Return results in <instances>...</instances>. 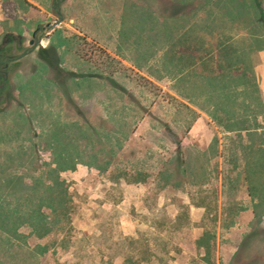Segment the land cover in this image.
Returning a JSON list of instances; mask_svg holds the SVG:
<instances>
[{"label": "rangeland", "instance_id": "1", "mask_svg": "<svg viewBox=\"0 0 264 264\" xmlns=\"http://www.w3.org/2000/svg\"><path fill=\"white\" fill-rule=\"evenodd\" d=\"M178 1L176 23L192 2ZM224 1L240 18L238 38L254 14V39L219 50L217 63L198 45L199 58L176 53L174 73L152 72L160 85L76 24L57 27L44 57L37 49L16 65L0 105V264H264V0ZM0 3L2 53L15 46L6 33L15 15ZM123 3L93 19V33L109 35L116 55L125 45L150 57L152 20ZM56 180L64 185L49 189ZM64 187L68 219L49 235L19 222L16 211Z\"/></svg>", "mask_w": 264, "mask_h": 264}, {"label": "crops", "instance_id": "2", "mask_svg": "<svg viewBox=\"0 0 264 264\" xmlns=\"http://www.w3.org/2000/svg\"><path fill=\"white\" fill-rule=\"evenodd\" d=\"M1 1L2 0H0V2ZM122 1L124 2L123 6L125 5L124 9L130 14V17L139 18L140 16H145L148 20H152V23L150 22L149 38L153 47L150 57L143 54L146 49L142 51V54H130L129 48L125 45L122 46L121 43V46L118 45L119 51L125 53H123L122 56L116 55L117 53L115 52H117V48L110 42L111 37H109V35H103L100 38L98 34L95 35L93 33L91 21L93 19L97 20L104 10H111L112 3L115 2V0H64L60 7V16L63 17V22L60 25L65 24L68 29H74V24H76L80 27L81 31L83 30L89 36V40L100 46L103 50L113 53L121 63L126 66L134 68L150 67L152 69L150 75H147L143 70L138 71L148 76L151 83L157 85L161 84L163 77L162 79L159 76L156 77L152 72H160V68L165 67L167 75L172 72L174 73V68H176L177 65L174 57L176 53H192L191 55H193V57L199 58V53H196V50L201 47L193 48V45H198L202 46L203 49L209 48V50H213L217 63L218 59L221 60L220 56L217 54L219 50L226 49V52L236 51L239 45L242 44L240 42L246 40L248 44V42L251 41L250 35H253L250 33V29H253L250 25L254 22V14L252 19L250 17L251 20L248 17L242 18L246 19L247 32L244 31L243 35L238 38L239 32L237 29L238 26L241 25L239 21L240 18L235 15L232 6L230 9L231 12L228 13L226 11L225 7H227V5H224V3H226L224 0H192V2H184L188 10L184 11L182 22L178 23H176L174 17L168 16L171 6L180 5L181 2L178 0H143V2L140 0ZM131 2L133 4L132 6L130 5ZM8 3L12 5V9L14 10L15 22H13L15 25L13 24V27L6 32L7 34L23 35L27 37L38 25L43 26L47 22L53 24L60 17L54 11V0H8ZM19 4H22L23 7ZM126 6L128 7L127 10ZM17 8L22 11L24 15H20L19 17L18 12L20 11L16 12ZM49 9H51V11H49ZM139 9H142V11L140 12ZM2 12H4V10L0 3V24L7 20ZM19 20H23L26 24L19 23ZM172 20L175 24L180 25L179 29L174 26V29L169 31L168 22H172ZM28 24H31L32 27L28 28ZM57 27L51 31V36L42 42L43 46H49L52 41H54ZM100 33L102 34L101 31ZM80 35H82V33H80ZM254 37L253 35V39ZM186 45H190V47ZM143 47L145 46H141L139 50ZM165 52L167 53V59L163 60ZM178 63L181 65L180 62Z\"/></svg>", "mask_w": 264, "mask_h": 264}, {"label": "trees", "instance_id": "3", "mask_svg": "<svg viewBox=\"0 0 264 264\" xmlns=\"http://www.w3.org/2000/svg\"><path fill=\"white\" fill-rule=\"evenodd\" d=\"M54 186L49 189L57 188L59 185H64V182H58L57 180L54 181ZM29 202L35 201L36 199L33 195L28 196ZM42 204L38 206H30L27 212H17L16 217L18 218L19 222L20 219H24V222L28 227L31 228L32 233H34L39 238H44L49 235L55 228L54 225L59 223L62 218L68 219L69 215V206L67 200V190L66 187L63 188L62 192H55L52 190L51 193L44 196L40 199ZM45 205V206H44ZM46 210H49L51 213L54 214L53 220L50 219V215ZM2 221V220H1ZM4 229L6 227H3ZM14 230V232L18 231V226L13 225L10 230ZM208 240L201 238L199 243L201 246L206 247L208 250L212 247L210 243L207 242ZM43 251H47V246H44ZM42 251V252H43ZM41 253V252H40ZM123 264H138L134 262L131 258H126Z\"/></svg>", "mask_w": 264, "mask_h": 264}, {"label": "flooded vegetation", "instance_id": "4", "mask_svg": "<svg viewBox=\"0 0 264 264\" xmlns=\"http://www.w3.org/2000/svg\"><path fill=\"white\" fill-rule=\"evenodd\" d=\"M63 0H54V11L60 16V4ZM51 29L49 27V22L45 25H38L31 36L26 38L23 35H12L8 40H14L15 46H10L8 50L0 53V105L6 101L7 97L4 91L8 87L10 77L16 70V65L23 63L28 59H33L35 52L38 49L40 52V57H44L42 54L46 48L49 46H43L42 42L51 36ZM9 43H13L12 41ZM11 49L21 51L19 54L11 52ZM21 70H18L20 72ZM17 72V73H18ZM16 73V74H17Z\"/></svg>", "mask_w": 264, "mask_h": 264}, {"label": "water", "instance_id": "5", "mask_svg": "<svg viewBox=\"0 0 264 264\" xmlns=\"http://www.w3.org/2000/svg\"><path fill=\"white\" fill-rule=\"evenodd\" d=\"M63 22V17L60 16L53 24H49L51 30H54L58 25Z\"/></svg>", "mask_w": 264, "mask_h": 264}]
</instances>
